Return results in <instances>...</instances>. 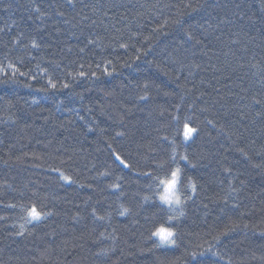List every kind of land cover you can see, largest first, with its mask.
<instances>
[{
	"label": "trees",
	"instance_id": "16d2710c",
	"mask_svg": "<svg viewBox=\"0 0 264 264\" xmlns=\"http://www.w3.org/2000/svg\"><path fill=\"white\" fill-rule=\"evenodd\" d=\"M73 4L0 0V264H264V0Z\"/></svg>",
	"mask_w": 264,
	"mask_h": 264
},
{
	"label": "snow or ice",
	"instance_id": "6c2138e0",
	"mask_svg": "<svg viewBox=\"0 0 264 264\" xmlns=\"http://www.w3.org/2000/svg\"><path fill=\"white\" fill-rule=\"evenodd\" d=\"M66 2L70 5V6H73L74 7V4H73V0H66ZM188 7H191V5H188ZM35 11L37 13L40 12L39 8H36ZM59 15H63V13H59ZM38 19H43V14H39L37 16ZM176 23H179V21H176ZM192 36L191 34H189V39H191ZM89 43H94L93 41H89ZM31 46L33 48H38L39 45L35 42V41H32V44ZM121 47H126L125 45H121ZM81 51H83V49H81ZM137 59H139V57H137ZM8 68H11L12 69V75L15 76L16 75V72H17V69L15 68L14 65L12 64H9L7 66ZM115 71V69L113 68L111 71H109V69L107 67H105L104 69V73L106 75H112L113 72ZM0 73H3L4 76H7L8 73L4 71L3 68H0ZM19 75L23 76L25 75V73L23 72H20ZM78 75L80 77H84L85 76V73L83 71H80L78 73ZM92 75H95V73H93ZM33 79H35V77H33ZM4 82H7V81H4ZM48 84L50 86L51 89H56L57 88V84L56 83H53L51 79H49L48 81ZM62 88H68L69 85L67 83H64L61 85ZM147 87V85H145V88ZM140 99H147L146 96H141ZM254 103L256 104H260L261 101L259 100H255ZM259 115V113H258ZM209 123H212V121H209ZM184 139L185 140H190L191 138H193V135L198 131L196 128L194 127H191L189 124L185 123L184 124ZM89 131H91V129H89ZM117 135H123V133H117ZM165 139H167L165 137ZM116 159L122 164L124 165V167H129V165H127L125 163L124 160L121 159V157L119 155L116 156ZM173 160H175V156L172 157ZM181 159L187 161L188 157L187 156H183L181 157ZM158 167H163V165H158ZM180 177H181V169L179 167H176L175 169L171 170L170 171V178L168 179H161L159 181V183L161 185H163V194L160 195L159 199L160 201H162L164 204H167V205H172L173 203L175 204H180L181 203V199H180V196L177 195V186L178 184L180 183ZM61 179H63L64 181L66 182H71V178L68 177V176H64L63 174H61ZM112 187L114 188H119V184H116V185H113ZM192 188H193V191H195V185H192ZM145 200L148 199V197H144ZM128 211V209H125L124 212H121L120 214L121 215H124L126 212ZM46 215H51V213H46ZM28 216L31 218V220H40L42 218L41 216V213L37 211V209L35 207H32L29 211H28ZM104 217H97V219H103ZM169 220H172L173 217H169L168 218ZM31 220L27 221V222H31ZM22 227V226H21ZM22 234V233H21ZM153 236H156V237H159V239L163 242V243H167V244H175V240L173 239L174 237V232L172 231L171 228H168V227H164V226H160L158 227L153 233H152Z\"/></svg>",
	"mask_w": 264,
	"mask_h": 264
},
{
	"label": "rangeland",
	"instance_id": "374dc122",
	"mask_svg": "<svg viewBox=\"0 0 264 264\" xmlns=\"http://www.w3.org/2000/svg\"><path fill=\"white\" fill-rule=\"evenodd\" d=\"M195 135V134H194ZM194 135H193V137H194ZM193 138H191L190 140H185V142L186 143H189V142H191V140H192ZM178 188H179V184H178V186H177V195H178ZM162 202V201H161ZM163 203V202H162ZM164 204V203H163ZM164 205H166V206H168V207H170V208H172V209H174V210H176L177 209V205L179 206L180 204H175V203H173L172 205H167V204H164ZM175 234V233H174ZM155 238H156V240L160 243V245L161 246H163V247H172L174 244H167V243H163L160 239H159V237H156L155 236ZM175 238V235H174V237H173V239Z\"/></svg>",
	"mask_w": 264,
	"mask_h": 264
}]
</instances>
